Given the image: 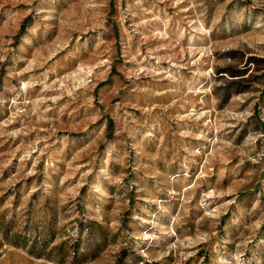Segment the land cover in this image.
Here are the masks:
<instances>
[{"label":"rangeland","instance_id":"rangeland-1","mask_svg":"<svg viewBox=\"0 0 264 264\" xmlns=\"http://www.w3.org/2000/svg\"><path fill=\"white\" fill-rule=\"evenodd\" d=\"M0 264H264V0H0Z\"/></svg>","mask_w":264,"mask_h":264}]
</instances>
